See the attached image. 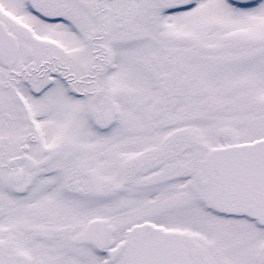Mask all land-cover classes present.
Instances as JSON below:
<instances>
[{
	"label": "snow or ice",
	"instance_id": "6c2138e0",
	"mask_svg": "<svg viewBox=\"0 0 264 264\" xmlns=\"http://www.w3.org/2000/svg\"><path fill=\"white\" fill-rule=\"evenodd\" d=\"M0 264H264V0H0Z\"/></svg>",
	"mask_w": 264,
	"mask_h": 264
}]
</instances>
